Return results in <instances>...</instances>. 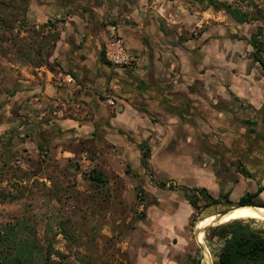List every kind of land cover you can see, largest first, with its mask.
I'll use <instances>...</instances> for the list:
<instances>
[{
    "label": "crops",
    "instance_id": "1",
    "mask_svg": "<svg viewBox=\"0 0 264 264\" xmlns=\"http://www.w3.org/2000/svg\"><path fill=\"white\" fill-rule=\"evenodd\" d=\"M200 4L29 0V18L45 30L49 65L18 93L32 111L42 110L32 119L43 140L85 144L83 160L137 177L157 195L185 186L217 198L264 186V77L249 71L247 41L232 38L236 30ZM113 23L138 57L135 68L105 58ZM60 73L75 82L66 84ZM141 145L150 153L146 167ZM151 178L168 184L152 185ZM172 183L179 187L169 189ZM182 205L174 222L191 220L185 193Z\"/></svg>",
    "mask_w": 264,
    "mask_h": 264
},
{
    "label": "rangeland",
    "instance_id": "2",
    "mask_svg": "<svg viewBox=\"0 0 264 264\" xmlns=\"http://www.w3.org/2000/svg\"><path fill=\"white\" fill-rule=\"evenodd\" d=\"M215 1L252 14L264 13V0ZM200 6H208L214 19L235 29L231 37L247 41L246 56L253 59L251 38L263 21L239 23L225 10L208 3ZM28 7L29 0H0V226L31 222L32 236L53 248L50 259L42 264H205L195 226L211 214L221 213L227 203L207 206L200 200L194 217L203 218L174 222L184 201L178 184L169 187L177 188V193H149L137 177L103 171L100 162L83 160L85 144L73 140L60 146L43 140L32 119L42 110L32 111L27 107L29 97L18 93L19 87L29 88L31 77L48 67L45 30L31 21ZM201 30L196 31L200 34ZM257 38L264 40V34L258 32ZM249 62V71L264 77L261 65ZM88 159H94L93 149ZM95 168L107 175L102 187L84 175ZM149 182L168 184L154 178ZM239 197L237 193L230 196L234 202ZM256 200L264 202V193ZM240 221L264 230V222ZM216 226L205 230L204 239L214 264L223 245L222 240L211 238Z\"/></svg>",
    "mask_w": 264,
    "mask_h": 264
},
{
    "label": "trees",
    "instance_id": "3",
    "mask_svg": "<svg viewBox=\"0 0 264 264\" xmlns=\"http://www.w3.org/2000/svg\"><path fill=\"white\" fill-rule=\"evenodd\" d=\"M201 3L207 1L217 10H225L235 21L239 23H248L252 21H263V25H257L258 32L264 34V13L259 10L258 14L244 12L238 7L225 2H216L215 0H198ZM257 7V6H255ZM258 32L251 38V44L254 51L252 52L253 60L261 65L264 69V40L257 38ZM260 35V34H259ZM49 65V64H48ZM49 143V141H46ZM143 150L142 165L148 164L149 149L141 145ZM126 173L130 174V166L127 167ZM93 183L102 187L106 184L107 175L100 169H92L84 173ZM161 187L166 186V182H160ZM176 186L170 184L173 189ZM192 205L195 211L200 208V200L206 201L207 206L221 203L223 200L233 202L230 193L220 197H213L206 188H189L180 187ZM264 191V186H259L254 191H248L240 195L236 201L237 208H264V202L256 200L260 193ZM193 221L199 220L194 217ZM223 225V226H222ZM212 229L211 238H218L223 241V245L218 253V262L216 264H264V230H258L241 221H233L222 224ZM33 224L29 221L22 220L14 225L5 224L0 226V264H42L50 259L53 248H47L42 245L36 237H33ZM212 255V254H211ZM213 258V257H212ZM214 263V261H213Z\"/></svg>",
    "mask_w": 264,
    "mask_h": 264
},
{
    "label": "built area",
    "instance_id": "4",
    "mask_svg": "<svg viewBox=\"0 0 264 264\" xmlns=\"http://www.w3.org/2000/svg\"><path fill=\"white\" fill-rule=\"evenodd\" d=\"M104 55L106 60L113 66L121 68H135L138 63V57L131 53L123 38L120 37L118 32V26L116 24H109L107 40L104 44ZM60 78L66 84H72L75 82V78L70 73H60ZM108 103L115 105L114 98H109Z\"/></svg>",
    "mask_w": 264,
    "mask_h": 264
},
{
    "label": "bare ground",
    "instance_id": "5",
    "mask_svg": "<svg viewBox=\"0 0 264 264\" xmlns=\"http://www.w3.org/2000/svg\"><path fill=\"white\" fill-rule=\"evenodd\" d=\"M240 220H256L264 222V208H235L230 209L226 214H212L206 219H203L197 223L196 238L202 246L205 264H214L211 252L204 242L205 230L210 226H216L220 224H226L233 221ZM223 226V225H222ZM218 227V226H217Z\"/></svg>",
    "mask_w": 264,
    "mask_h": 264
},
{
    "label": "flooded vegetation",
    "instance_id": "6",
    "mask_svg": "<svg viewBox=\"0 0 264 264\" xmlns=\"http://www.w3.org/2000/svg\"><path fill=\"white\" fill-rule=\"evenodd\" d=\"M222 202H224V203H227V207L226 208H224V209H222L221 210V212H224V211H226V210H230V209H235V208H237V207H233V206H236V205H238L237 204V202H228V201H225V200H223ZM212 215V214H211Z\"/></svg>",
    "mask_w": 264,
    "mask_h": 264
},
{
    "label": "water",
    "instance_id": "7",
    "mask_svg": "<svg viewBox=\"0 0 264 264\" xmlns=\"http://www.w3.org/2000/svg\"><path fill=\"white\" fill-rule=\"evenodd\" d=\"M236 206H244V205H236ZM236 206H233V207H236ZM229 210V209H228ZM228 210L224 211V212H221V213H213V214H226L228 212ZM205 217V216H204ZM203 218V217H202ZM200 220V219H199ZM202 247V246H201Z\"/></svg>",
    "mask_w": 264,
    "mask_h": 264
}]
</instances>
